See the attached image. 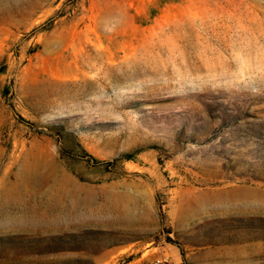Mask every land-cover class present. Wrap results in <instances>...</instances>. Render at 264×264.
<instances>
[{
    "label": "rangeland",
    "instance_id": "374dc122",
    "mask_svg": "<svg viewBox=\"0 0 264 264\" xmlns=\"http://www.w3.org/2000/svg\"><path fill=\"white\" fill-rule=\"evenodd\" d=\"M161 252L264 264V0H0V264Z\"/></svg>",
    "mask_w": 264,
    "mask_h": 264
},
{
    "label": "trees",
    "instance_id": "16d2710c",
    "mask_svg": "<svg viewBox=\"0 0 264 264\" xmlns=\"http://www.w3.org/2000/svg\"><path fill=\"white\" fill-rule=\"evenodd\" d=\"M53 125L55 126L56 124L47 123L46 128H55V127H51ZM133 154H134V151L121 153L117 157H114L111 162L112 163H115V162L121 163L123 161H129V160L132 161L133 160Z\"/></svg>",
    "mask_w": 264,
    "mask_h": 264
},
{
    "label": "crops",
    "instance_id": "0c3cea01",
    "mask_svg": "<svg viewBox=\"0 0 264 264\" xmlns=\"http://www.w3.org/2000/svg\"><path fill=\"white\" fill-rule=\"evenodd\" d=\"M161 259V260H167L169 262H171V264H177L178 262V257L176 254L171 253V255H167L165 252H161L157 255V257H155V259Z\"/></svg>",
    "mask_w": 264,
    "mask_h": 264
},
{
    "label": "built area",
    "instance_id": "2783aa9c",
    "mask_svg": "<svg viewBox=\"0 0 264 264\" xmlns=\"http://www.w3.org/2000/svg\"><path fill=\"white\" fill-rule=\"evenodd\" d=\"M151 264H166L164 260L154 259Z\"/></svg>",
    "mask_w": 264,
    "mask_h": 264
}]
</instances>
